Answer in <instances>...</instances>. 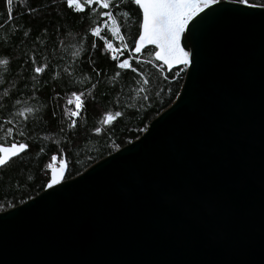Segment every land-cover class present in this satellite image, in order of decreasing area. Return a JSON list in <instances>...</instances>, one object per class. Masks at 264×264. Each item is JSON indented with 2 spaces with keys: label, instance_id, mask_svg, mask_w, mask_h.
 I'll return each instance as SVG.
<instances>
[{
  "label": "water",
  "instance_id": "1",
  "mask_svg": "<svg viewBox=\"0 0 264 264\" xmlns=\"http://www.w3.org/2000/svg\"><path fill=\"white\" fill-rule=\"evenodd\" d=\"M205 24L138 138L0 212V264H264V20Z\"/></svg>",
  "mask_w": 264,
  "mask_h": 264
},
{
  "label": "snow or ice",
  "instance_id": "2",
  "mask_svg": "<svg viewBox=\"0 0 264 264\" xmlns=\"http://www.w3.org/2000/svg\"><path fill=\"white\" fill-rule=\"evenodd\" d=\"M57 3L63 4L70 14H74L73 20H79L81 24H84L85 20L90 22V26L83 30L76 41L77 45L83 43L87 47L70 49L69 59L72 63L59 72L57 68L60 61H56V67H53L51 60L42 59L35 51L30 57L18 60L15 65L10 59L13 49L20 44H28L29 37L32 43L40 48L41 33L48 34L52 25H42L35 30L31 25L14 26L11 23L14 19V0H4L5 18L9 23H0V31L7 37L0 36V56L9 57L0 59V65L4 68L0 87H5L9 76L21 68L26 69L21 74L33 82L31 92H24L17 85L15 92L4 91L3 97L0 98V113L5 111L4 105L11 100L18 106L14 113L12 108L8 107L7 115L0 114V175L7 174L11 170L10 166L21 160L22 156L31 154L33 125L41 121L55 122L59 110L62 113L59 132L68 136V142L59 147L61 141L52 140L51 143L57 147L47 152L44 147L37 146V159L42 155L47 157L42 170L47 177L48 189H55V186L64 181L68 166L67 157L71 154L69 148L79 143L73 136L79 137L81 119L87 121L90 106H96L97 101L92 93L100 84V78L108 75L109 69L113 85L106 89L107 91L118 93L116 82L124 80L126 87L133 85L131 92L145 94L151 80L144 76L141 65H148L159 71L166 70L172 76L191 74L190 69L198 57L197 45L200 36L197 30L207 26L205 22L213 13L236 14L246 18L259 17L264 20V0H19L16 7H23V15L33 20L36 19L33 13H39L40 18L44 19L57 12L55 20L58 24L60 17L54 7ZM131 6L138 9L135 18ZM129 21L138 28L131 43L128 41V30L125 27ZM12 28L13 31H8ZM55 31L67 34L66 29ZM55 46L54 44L53 47ZM44 49H47V44ZM90 53H95V59L90 57ZM146 53H151L150 58L141 59ZM74 73L80 75V81L75 79ZM93 77L96 79L93 80ZM129 77L135 79L129 80ZM165 79L167 80L168 76H165ZM77 83H84V88L76 87ZM22 95L30 96L32 101L42 97L44 111L41 112V109L17 98ZM142 99L148 100L149 97L145 94ZM49 100L55 105L54 108L48 107ZM114 109L108 111L96 108L98 124L92 127L96 136H106L122 123L125 113L119 110V94ZM84 130L87 131L86 128Z\"/></svg>",
  "mask_w": 264,
  "mask_h": 264
},
{
  "label": "trees",
  "instance_id": "3",
  "mask_svg": "<svg viewBox=\"0 0 264 264\" xmlns=\"http://www.w3.org/2000/svg\"><path fill=\"white\" fill-rule=\"evenodd\" d=\"M17 2H19V0H14V19L11 22L14 26L20 25L23 27L31 25L33 30L42 25H52L53 27H50L48 34L41 33V38L39 39L40 48H37L36 45L32 43L31 37H29L28 44H20L13 49L10 57L13 65L20 59L30 57L35 51L41 55L42 59L47 58L51 60L53 62V67H56V61H60L59 67L57 68L59 72L72 63V60L69 59L70 49L76 50L77 47H87V45L83 43L77 45L76 41L79 39L80 35H82L83 30L90 26V22L85 20L84 24H81L79 20H73L74 14H70L69 10L65 9L63 4L57 3L54 6L60 17V22L57 24L55 20L57 12H53L50 17L44 19L40 18L39 13H33V16L36 17V19L33 20L23 15L24 8H17ZM131 7L133 9V18H135L138 9H136L135 6ZM5 17L4 0H0V23L7 25L9 21ZM125 27L128 30L126 33L128 41L131 43V39L136 35L138 28L133 25L132 21H129ZM56 29H66L67 34L55 31ZM13 30L14 28L8 29V31ZM54 31L55 36L53 38ZM0 36L7 38L3 31H0ZM45 44H47V49H44ZM54 44L56 45L55 47H53ZM42 49L44 50L41 51ZM150 55L151 53H146L140 58L146 60L150 58ZM90 57L95 59V53H90ZM3 58L9 57L0 56V59ZM102 62L103 59L101 58V63ZM141 68L143 69L144 76L151 80V83L147 86L148 91L145 93L149 97L148 100L142 99V95L145 94L131 92L130 89L133 85L126 87V82L124 80L116 82L115 86L119 90L118 93L107 91L106 89H110L113 85L110 69L108 70L107 76L100 78V84L92 93L97 101L96 106H90L87 121L83 118L81 119L79 137L73 136V139L78 140L79 143L69 148L71 154L67 157V179L77 176L96 161L125 146L130 140L133 141L138 138L143 132L140 131V129H146L148 123L162 110L167 108L175 99L184 79L183 73L178 76H172L166 70L159 71L148 65H141ZM24 71H26V69L21 68L9 76L8 84L5 87H0V98L3 97L4 91L15 92L17 85H19L24 92L32 91L33 82L21 74ZM3 75L4 68L0 65V77ZM74 76L77 81L81 80L78 73H74ZM165 76H168L167 80ZM95 79L96 78L93 77V80ZM134 79V77H129V80ZM141 79H143V77H141ZM69 86L71 87L72 85ZM75 86L83 89L85 85L84 83H77ZM117 94H119V110L125 113L122 117V123L118 124L116 128L106 136H96L92 131L93 125L98 124V118L95 115L96 108H104L108 111L115 110L114 105ZM17 98L27 101L32 107L41 109V112L44 111V101L42 97L36 101H32L28 95L18 96ZM8 107H11L14 113L18 106L15 105L14 100H11L7 105H4L5 111L0 114L7 115L6 109ZM48 107H55L51 100L48 101ZM129 113L135 114L129 115ZM61 116L62 113L57 110L55 122L50 120L41 121L33 125L31 140L33 147L31 154L22 156L21 160H17L15 164L10 166L11 170H9L7 174L0 175V212L20 205L40 193L47 186V177H45L42 170L47 157L42 155L37 159V146L44 147L47 152L49 149L57 147V145L51 143L52 140H60L61 143L59 147H63L64 144L68 142V136L59 132ZM5 127H7V125H5ZM85 128L87 131L84 130ZM17 130H19V128ZM25 131L27 132L28 129H25ZM21 161L23 166L21 165Z\"/></svg>",
  "mask_w": 264,
  "mask_h": 264
}]
</instances>
